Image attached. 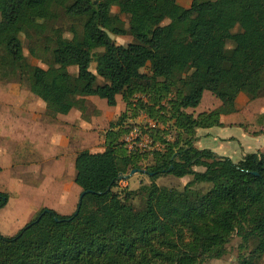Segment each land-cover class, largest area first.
Here are the masks:
<instances>
[{
	"label": "trees",
	"instance_id": "obj_1",
	"mask_svg": "<svg viewBox=\"0 0 264 264\" xmlns=\"http://www.w3.org/2000/svg\"><path fill=\"white\" fill-rule=\"evenodd\" d=\"M113 6L127 7L126 24ZM21 34L46 68L27 61ZM0 78L26 82L52 115L83 112L95 93L109 106L120 95L125 106L102 151L75 155L85 192L75 210L43 207L16 233H0V264H206L234 236L241 250L252 245L239 264H262L264 150L233 161L194 140L196 128L222 124L241 91L264 98V0H0ZM205 90L220 105L194 115ZM140 113L152 124L137 126L159 149L129 151L121 139ZM136 168L149 182L120 187L119 175ZM162 175L191 179L176 189L158 185ZM8 199L0 190V209Z\"/></svg>",
	"mask_w": 264,
	"mask_h": 264
},
{
	"label": "rangeland",
	"instance_id": "obj_2",
	"mask_svg": "<svg viewBox=\"0 0 264 264\" xmlns=\"http://www.w3.org/2000/svg\"><path fill=\"white\" fill-rule=\"evenodd\" d=\"M195 1L196 0H177L179 4L185 7L190 6ZM126 10V6L112 7V13L118 15L122 20H124L125 24L127 23ZM57 25L66 30L68 25L67 20L61 18L58 20ZM110 36L115 43L121 45H127L133 41L132 36L129 34H110ZM20 37L22 41L23 53L26 56L27 61L31 64L46 68L47 58L44 53L40 51L31 53V48L34 45L33 40L27 38L23 34H21ZM94 68L95 63L93 62L90 69L94 71ZM68 69L72 73L76 72L75 66H70ZM141 71H147L149 73V71L145 68H142ZM205 93L206 94H204V96L211 94L209 91H205ZM204 96L202 99H204ZM138 97L140 96L136 95L134 99H137ZM255 98L256 97L250 92L246 95L241 94L238 96L236 103L240 108L239 113L244 111L242 109L247 107L246 104H249L253 108V110L250 111V116L252 113L255 114L254 111L263 110L264 103L260 101H264V98H257V100H255ZM214 99L217 104H220L216 97H214ZM116 101V105L109 106L102 96L95 93L86 97V107L83 112H80L78 109L57 112L59 116H64L65 114L71 112L68 116V120L78 121L73 124L76 135L80 132V135L78 136L79 139L76 143L77 150L87 149L97 151L104 148L105 130L109 128V125L117 119L122 111L125 110V106L120 98V95L116 96ZM205 101L209 102V99L205 98ZM199 105H202V100ZM208 106L211 107L212 105ZM128 112L132 111L128 110ZM57 113L52 115L49 112L47 104L29 91L26 82L10 78H0V166L2 167V170L0 171V190L7 191L10 194L7 205L0 209V224L5 227H10L6 224L12 222L13 215L17 210L16 206L18 205L22 195L17 190H14L15 188L12 189L17 176L24 177V174L21 175L20 173H17V171L29 168L28 165L22 164L23 166L19 169L18 166H11L10 162L19 161L27 163L31 160L37 159L39 155L44 152V150H39L37 146L42 149L45 142L44 136L50 133V127H58L57 125L54 124V126L51 123L55 120L54 116H56ZM249 115L246 116L249 117ZM236 119L241 120L239 116L236 117ZM128 121L136 124V126H139L144 125V123L149 120L144 114L140 113L135 117H129ZM242 130L243 128L240 129L238 126L227 129L229 132L228 134H233L238 137L240 131ZM56 138L58 139V142H60L61 135H57ZM71 138L72 137L70 136V139ZM121 139L123 140V137ZM262 147H264V145ZM252 150L253 149H250V147L246 145L243 146V151L245 152H252ZM146 161H148V159ZM10 176L14 179H10ZM189 179H191L190 175H185V177L162 175L159 176L155 182L161 186L182 189ZM140 181L146 183L149 182V179L146 174L135 173L126 180H120L119 186L122 188L133 189L139 185ZM23 183L27 184L26 181H23ZM208 186V183H197L194 184L193 187L206 191ZM5 227L4 229L0 228L1 233H7V231H5L7 230ZM239 245L240 239L237 236H234L226 245V252L220 258L211 259L207 261L206 264H239L241 256L244 254L247 255L252 246L250 245L249 247L241 250ZM261 263L264 264V258Z\"/></svg>",
	"mask_w": 264,
	"mask_h": 264
},
{
	"label": "crops",
	"instance_id": "obj_3",
	"mask_svg": "<svg viewBox=\"0 0 264 264\" xmlns=\"http://www.w3.org/2000/svg\"><path fill=\"white\" fill-rule=\"evenodd\" d=\"M205 91L203 92L202 97L206 94ZM247 93L249 92L243 90L238 96L241 94L246 95ZM238 96L236 100L238 99ZM202 97V105L198 104L194 109H190L191 112H194V115L199 112L212 110L220 105L217 104L214 99L215 96L212 93L205 95L204 99H202ZM205 98L209 99V102H206ZM236 100L229 113L220 115L219 120L222 123L221 125L196 128L194 145L197 148H209L218 155L228 156L233 161H238L248 153L243 151L244 145L253 149L252 152L264 150V147H262L264 145V131H261L264 130V127L257 123V118L261 113H264V108L261 111H254L255 114L252 113L250 116V111H252L253 108L249 104H246L247 107L242 109L244 111L239 113L240 108L238 107ZM255 100H257V98H255ZM260 102L264 103V101ZM208 105L212 106L209 107ZM74 109L75 108H73V110ZM70 113H67L64 116H59L57 113L58 115L56 114V116H54L55 120H53V122L50 121L53 125L55 124L58 127H50V133L44 136L45 142L43 141L44 146L42 149L36 145L39 150H44V152L41 153L42 156L39 155L37 159L31 160L27 163L19 161L10 162L11 166H18L19 169L23 166L22 164L28 165L29 168L17 171V173H20L21 175L24 174V177L17 176L12 189L15 188L14 190H17L22 195L19 194L21 195V198L16 206L17 210L13 215L12 222L6 224L10 227L8 228L7 226L5 227L0 224L1 229H4V227L7 229L5 230L7 233L2 234L12 235L16 233L43 207L51 208L60 214H71L75 210L81 192L80 187L74 182V160L76 153L80 151L76 149V143L79 139L78 136L80 135V132L78 135L74 132L73 124L78 121H69L68 116ZM246 115H249V117ZM238 116L241 120L236 119ZM146 122L149 125L152 124L151 120ZM146 122L144 124H146ZM237 126L240 127V129L243 128V130L240 131L239 137L233 134H228L229 132L227 129ZM59 134L61 135L60 142H58V139L56 138ZM70 136L72 137L71 139ZM103 149L104 148L97 151H102ZM9 178L14 179L11 176ZM23 181H26L27 184H24ZM7 203L2 208H4Z\"/></svg>",
	"mask_w": 264,
	"mask_h": 264
},
{
	"label": "built area",
	"instance_id": "obj_4",
	"mask_svg": "<svg viewBox=\"0 0 264 264\" xmlns=\"http://www.w3.org/2000/svg\"><path fill=\"white\" fill-rule=\"evenodd\" d=\"M123 141L129 151L135 149L140 151H150L160 148L159 143L154 142L148 135L142 133L137 126L132 127L127 133H125Z\"/></svg>",
	"mask_w": 264,
	"mask_h": 264
},
{
	"label": "water",
	"instance_id": "obj_5",
	"mask_svg": "<svg viewBox=\"0 0 264 264\" xmlns=\"http://www.w3.org/2000/svg\"><path fill=\"white\" fill-rule=\"evenodd\" d=\"M141 172H145L144 170H141V169H131L130 171H129V173H126V174H121V175H119V180H126V179H128L130 176H132L133 174H135V173H141ZM85 192H81L80 193V198L83 196V194H84Z\"/></svg>",
	"mask_w": 264,
	"mask_h": 264
}]
</instances>
